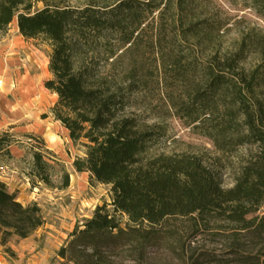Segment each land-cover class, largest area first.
Listing matches in <instances>:
<instances>
[{"label": "trees", "instance_id": "trees-1", "mask_svg": "<svg viewBox=\"0 0 264 264\" xmlns=\"http://www.w3.org/2000/svg\"><path fill=\"white\" fill-rule=\"evenodd\" d=\"M253 1L264 11V0ZM137 5L138 0H0V34L15 21L25 41L50 49V79L43 86L56 96L50 109L54 122L83 154L73 159V169L87 173L89 183L109 187L110 203L97 206L73 229L55 253L58 264H173L169 256L183 237L195 240L210 221L228 222L234 233L263 250L264 215L258 212L264 209V105L259 98L264 65L246 68L250 41L221 60L187 69L193 73L200 67L205 78V86L194 95L205 109L192 123L207 119L211 107L220 103L226 118L207 135L216 150L255 149L233 187L223 189L197 159L148 156L155 133L128 112L136 78L134 71L121 67L144 21ZM188 29L200 27L191 22ZM228 130L234 140L226 138ZM25 137L39 142L27 144L29 176L51 188V162L60 165L41 138ZM23 145L10 129L0 132V159L14 160L10 148ZM61 175L62 190L68 174L61 168ZM177 218L187 220L186 232L170 224ZM42 225L40 209L23 206L0 181V245L12 236L25 239ZM194 253L175 259L178 264H264V252L240 244L219 258Z\"/></svg>", "mask_w": 264, "mask_h": 264}, {"label": "rangeland", "instance_id": "rangeland-1", "mask_svg": "<svg viewBox=\"0 0 264 264\" xmlns=\"http://www.w3.org/2000/svg\"><path fill=\"white\" fill-rule=\"evenodd\" d=\"M179 2L183 6L179 7ZM138 4L139 18L144 21L134 34V46L124 55L121 67L126 72L134 71L136 78L128 112L155 133L148 156L197 159L223 189L233 187L255 149L245 146L235 151L216 150L207 135L212 126L224 120L225 108L220 103L211 107L207 119L200 117L192 123L205 109L194 99L205 86V78L200 67L193 73H187V69L212 59L221 60L240 43L250 41L251 47L245 54L246 68L264 65L263 9L253 0H138ZM191 22L198 24L199 31L188 29ZM16 28L14 21L6 33L0 34V42L13 35ZM28 44L36 54L32 64L24 66L20 61L5 64L13 74L9 88L19 90L7 93L6 111L0 108V132L10 129L24 148L11 147L14 160L0 159V181L16 194L23 206L35 204L40 209L43 225L25 239L12 236L6 245H0V264H58L55 253L68 235L90 218L97 206L110 203V194L109 187L89 183L87 173H76L73 169V159L83 154L72 145L66 130L54 122L50 109L56 96L43 86L50 79L47 70L50 49L37 41ZM22 74L32 79L31 90L16 81ZM259 98L264 105V81ZM26 135L41 138L51 152L49 156L61 166L51 162L54 166L50 173L51 188L29 176L31 159L27 144L37 146L39 142L29 141ZM225 136L236 138L232 130ZM61 168L68 174V186L62 190L58 189ZM30 180L35 182L34 188L30 187ZM258 215H264V209ZM170 224L179 231L187 230L184 218L173 219ZM201 230L195 240L183 237L176 252L169 256L173 264L179 262L176 255L188 258L200 250L219 258L239 244L247 250L254 249L255 253L264 252L262 245L253 247L251 240L234 233L228 222L210 221Z\"/></svg>", "mask_w": 264, "mask_h": 264}, {"label": "crops", "instance_id": "crops-1", "mask_svg": "<svg viewBox=\"0 0 264 264\" xmlns=\"http://www.w3.org/2000/svg\"><path fill=\"white\" fill-rule=\"evenodd\" d=\"M31 48L32 47H30L28 41H25L18 34L17 28L16 30L13 31V35L5 39H2V41L0 42V108L4 110L5 108H7V104L5 102V100H7L8 98L7 93L10 90L11 91L13 90L15 94L17 93V90H19L18 87L16 89H14L13 87H11V89L9 88V78L13 74L12 71L8 72L7 68L5 67V64H7V61H14L17 63L20 61L19 63H22L24 66H28V64H32L35 60L34 58L36 54L34 51L31 52ZM16 81H19L20 85L26 86L27 87L26 90H31V87L34 85L32 79L24 74L18 77ZM0 124H2L1 120H0ZM10 152H11V148H10Z\"/></svg>", "mask_w": 264, "mask_h": 264}, {"label": "bare ground", "instance_id": "bare-ground-1", "mask_svg": "<svg viewBox=\"0 0 264 264\" xmlns=\"http://www.w3.org/2000/svg\"><path fill=\"white\" fill-rule=\"evenodd\" d=\"M67 132V131H66Z\"/></svg>", "mask_w": 264, "mask_h": 264}]
</instances>
